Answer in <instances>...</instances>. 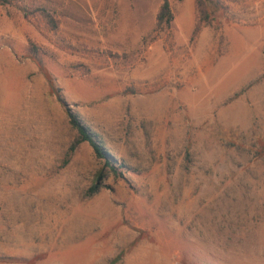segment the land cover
Wrapping results in <instances>:
<instances>
[{
    "label": "rangeland",
    "instance_id": "obj_1",
    "mask_svg": "<svg viewBox=\"0 0 264 264\" xmlns=\"http://www.w3.org/2000/svg\"><path fill=\"white\" fill-rule=\"evenodd\" d=\"M163 1L0 5V264H264V0Z\"/></svg>",
    "mask_w": 264,
    "mask_h": 264
},
{
    "label": "trees",
    "instance_id": "obj_2",
    "mask_svg": "<svg viewBox=\"0 0 264 264\" xmlns=\"http://www.w3.org/2000/svg\"><path fill=\"white\" fill-rule=\"evenodd\" d=\"M180 1H184V0H180ZM25 3H26L25 0H0L1 6L18 7V10L23 13L26 19L39 15V17H41L47 23V25L51 27L52 30L55 31L58 30L59 28L58 21L55 19V16L50 9L46 7H39L33 9ZM195 3L197 8L198 18H197L196 28L192 34V38H191L192 41L197 39V37L205 27H213L217 31L221 30L222 25L221 23L218 22L217 13L218 12L224 13L227 9L224 6V2L222 0H195ZM174 20H175V15L173 12L172 4L170 0H164L157 15V22L154 32L152 34V41H156L163 34L170 31ZM29 52L31 57L36 62L39 63L42 69H44L43 57L41 56V52L39 48L35 44L31 43L29 47ZM46 78L49 83L50 91L52 92V94L58 96L59 101L66 108L70 124L73 127V129L76 130L77 132V138L71 147V151H75L80 144L87 142L94 148L97 156H99L100 158H105L101 144H99V142L95 139L94 135L90 132V130L85 125H83L79 117L69 107V105L67 104L64 97L61 94L60 88L58 87L56 80L49 73H46ZM259 141L264 143L263 138H259ZM107 165L111 167L113 170H115V167L111 166V162L108 161ZM97 189L98 187L95 186L93 192H96Z\"/></svg>",
    "mask_w": 264,
    "mask_h": 264
}]
</instances>
